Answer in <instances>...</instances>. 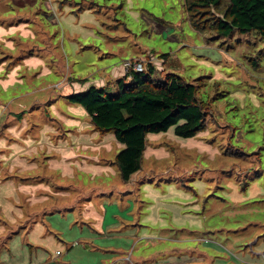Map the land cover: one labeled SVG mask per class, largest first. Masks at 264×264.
I'll return each instance as SVG.
<instances>
[{
    "label": "rangeland",
    "instance_id": "obj_1",
    "mask_svg": "<svg viewBox=\"0 0 264 264\" xmlns=\"http://www.w3.org/2000/svg\"><path fill=\"white\" fill-rule=\"evenodd\" d=\"M190 19L185 0H0V264H21L29 243L32 259L45 250L74 264H239L247 243L264 246V236L245 239L264 235V39L219 37ZM131 60L152 65L153 80L200 86L209 114L195 137L175 126L149 134L142 168L125 182L115 161L124 144L69 96L116 83ZM110 198L120 227L102 230ZM47 213L61 227L31 218ZM70 213L96 231L93 250L78 229L69 234ZM19 217L28 230L1 244ZM41 230L61 240L46 250L45 238L32 240Z\"/></svg>",
    "mask_w": 264,
    "mask_h": 264
},
{
    "label": "trees",
    "instance_id": "obj_2",
    "mask_svg": "<svg viewBox=\"0 0 264 264\" xmlns=\"http://www.w3.org/2000/svg\"><path fill=\"white\" fill-rule=\"evenodd\" d=\"M92 4L95 5L90 3L89 9L94 8ZM185 5L191 24L197 29L207 28L219 37H232L236 30L240 34L255 32L264 39V0H185ZM224 5L223 17L208 23L204 17L211 8L223 9ZM153 72L152 65L144 66L143 71L131 70L117 78L116 83L91 85L86 91L69 96L86 109L99 133L113 131L124 144L115 161L125 182L141 170L149 134L166 132L175 126L178 136L192 138L207 126L209 108L198 98L200 86L174 74L153 80ZM114 89L117 94L110 92ZM255 233L250 230L245 239L257 245L256 241L264 235L255 237Z\"/></svg>",
    "mask_w": 264,
    "mask_h": 264
},
{
    "label": "crops",
    "instance_id": "obj_3",
    "mask_svg": "<svg viewBox=\"0 0 264 264\" xmlns=\"http://www.w3.org/2000/svg\"><path fill=\"white\" fill-rule=\"evenodd\" d=\"M85 12V11H84ZM74 16V15H73ZM96 135V134H95ZM95 135L93 133V138H95ZM81 137V136H80ZM79 145V144H78ZM80 146H83V145H80ZM123 149V148H122ZM117 156V155H116ZM102 160V159H100ZM132 179V178H131ZM131 181V180H130ZM31 197L30 200H31V204L35 207L36 204H39V203H42L41 202V199L40 198H36L37 194L36 192L34 191V187L31 186ZM105 194V193H104ZM35 195V196H34ZM29 198H26V200H29ZM112 202H110L109 200H105V202L103 203V211H104V215L102 216L101 218V223H100V229H108L109 227L111 226H116L117 227H120V222L118 220H116V213L117 212H112V208L113 207H117L119 206V199L118 198H110ZM71 207V206H69ZM70 211H73V207H71V210ZM90 210H88V213H89ZM74 213V211L72 212ZM70 213L74 218L72 220V222L68 223V224H65V227L69 230H71V232L69 234H73V233H77V230L78 229V233H79V236L82 235L84 236V241L87 242V244L91 247H82V249H84V251H88V250H93L94 248V244L96 243V237L94 236V234L92 233V231L94 233H96V231L91 227H88L89 229H91L92 231L88 234H85V229H86V226H83V227H80V225H77V226H74L76 224V218L75 216ZM50 215H53L51 213H47L45 214L44 216H40V215H36L35 217H39V218H33L31 217L32 219H36L37 222L39 221V219L41 217L45 218V216H47V218L45 219H49L51 221H54L56 219H60L58 215H53L50 217ZM18 221L13 223L12 225H8L7 229H5L4 233L5 234H1V244H3L4 242H7L8 239H10V233L12 234H21L23 233V230H28L29 226H24L23 224L22 225H19V223H21L22 221L20 220V217L19 219H17ZM36 221L34 223H37ZM52 227L54 226H57V227H61V225H58L56 224H51ZM81 229H79V227ZM32 228V227H31ZM11 229H12V232H11ZM38 231V230H37ZM8 235V236H7ZM42 238H45V243H39L37 242L39 245H42L44 246V249L46 250H49L50 249V246L56 241H60L61 239L59 238V235H50V233L48 232V230H41L39 233L35 231V235H34V239L33 242L35 243L36 241H39ZM56 237V238H55ZM134 243V241H133ZM262 241H260V245H261ZM30 244V248H32V246H34L33 244L29 243ZM39 245H35V247L39 246ZM30 248H28L26 250V254H24L21 258H22V263L21 264H74L72 263L71 261H69L68 263H60V262H57L55 260H52V258L47 255V253L45 252V250H39L37 253H36V259H32V250H30ZM39 248V247H38ZM136 247L132 248L131 250H135ZM242 253V256H243V260H241V262L239 264H258L259 261L255 260L254 257H261V256H264V246L262 245V247L260 248H257V249H247L244 250V251H240ZM144 259V258H143ZM35 260V261H34ZM75 262V261H74ZM127 262L129 264H135V263H130L131 262V259L130 257L127 259ZM175 263V262H173ZM137 264V263H136ZM223 264H231V263H223Z\"/></svg>",
    "mask_w": 264,
    "mask_h": 264
},
{
    "label": "built area",
    "instance_id": "obj_4",
    "mask_svg": "<svg viewBox=\"0 0 264 264\" xmlns=\"http://www.w3.org/2000/svg\"><path fill=\"white\" fill-rule=\"evenodd\" d=\"M124 65L128 71L134 70V71L141 72L144 70V64L141 62L139 63L138 60L137 61L131 60V61L125 62Z\"/></svg>",
    "mask_w": 264,
    "mask_h": 264
}]
</instances>
